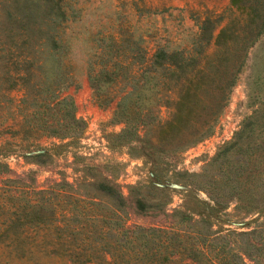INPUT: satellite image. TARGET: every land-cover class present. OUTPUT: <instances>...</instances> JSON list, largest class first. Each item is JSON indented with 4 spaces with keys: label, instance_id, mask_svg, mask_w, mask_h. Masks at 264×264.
Segmentation results:
<instances>
[{
    "label": "rangeland",
    "instance_id": "374dc122",
    "mask_svg": "<svg viewBox=\"0 0 264 264\" xmlns=\"http://www.w3.org/2000/svg\"><path fill=\"white\" fill-rule=\"evenodd\" d=\"M63 4L60 54L53 71L32 68L27 74L23 60L28 62L31 55L25 49L9 56L18 59L14 67L0 60L1 76L6 69L22 70V77L10 87L0 76V162L5 164L0 168V264H69L53 249L65 244V237L73 241L65 225L56 227L65 222V194L93 195L105 203L108 199L98 187L103 181L122 196L123 226L206 231L211 222L221 235L209 244L212 258L223 250L228 260L239 264H264V232L258 246L246 243L241 233L263 223L264 212L247 211L235 198L224 197L225 207L207 222L180 218L182 211L196 218L195 211L205 210L201 201L208 200L204 187L208 161L264 101V26L245 49L211 131L170 152L145 147L123 130L124 122L114 113L118 95L155 48H189L205 15L217 18L216 31L237 10L229 0H63ZM104 68L112 72L111 78L100 73ZM62 96L71 97L79 128L67 127L64 105L55 108V98ZM165 113L162 105L159 114ZM135 198L145 203L144 208L136 206ZM24 208H34L32 215L41 213L43 219L22 220L19 213ZM109 208L105 204L97 212L108 216ZM109 223L116 225L115 220ZM132 244L129 264L135 258L136 243ZM243 249L250 256L243 255L242 263L238 253Z\"/></svg>",
    "mask_w": 264,
    "mask_h": 264
},
{
    "label": "trees",
    "instance_id": "16d2710c",
    "mask_svg": "<svg viewBox=\"0 0 264 264\" xmlns=\"http://www.w3.org/2000/svg\"><path fill=\"white\" fill-rule=\"evenodd\" d=\"M229 2L237 14L216 31L217 18L205 15L189 48L157 47L131 75L129 86L118 95L114 113L124 122L123 130L132 135L133 140L148 148L176 152L211 131L245 49L264 26V0ZM64 19L63 0H0V50L7 53L0 52V60L14 67L18 59L9 56L25 49L31 55L26 58L28 62L23 60L27 74L32 68L53 71L61 46L58 28ZM100 73L111 78L112 72L106 68ZM2 76L1 80H8L7 87H10L22 77V70L12 68L9 73L6 69ZM56 85L58 82H54ZM53 104L56 109L60 104L65 106L63 114H68L69 129L80 127V120L73 115L70 96L55 98ZM162 105L166 112L164 117L159 114ZM207 164L208 184L204 187L208 200L201 201L205 210L195 211L196 218L182 211L181 219L207 222L213 212L225 207L224 197L235 198L238 206L247 211L264 212V101L243 119ZM1 167H5L2 162ZM99 185L108 199L105 203L94 199L93 195L89 198L64 192L68 202L65 222L56 227L65 225L67 236L73 241L65 237V244L53 249L62 252L69 264H129L133 242L136 243L135 258L130 264H239L228 260L223 250L212 258L209 244L221 235L218 234L220 229L211 228V222L206 231L123 226L121 194L107 181ZM105 204L110 205L108 216L97 212L98 207ZM135 204L139 208L145 206L140 198H135ZM33 209L21 210L20 218L43 219L41 213L32 215ZM114 220L116 225L109 223ZM247 231L241 232L246 235L245 242L258 246L263 239L264 222ZM57 232L61 235L62 231ZM87 239L92 241L86 242ZM243 255L250 256V252L243 249L238 253L242 263Z\"/></svg>",
    "mask_w": 264,
    "mask_h": 264
}]
</instances>
